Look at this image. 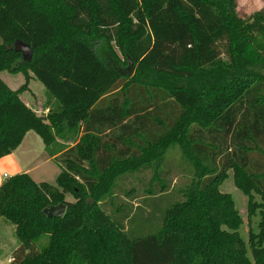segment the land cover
I'll list each match as a JSON object with an SVG mask.
<instances>
[{
    "label": "trees",
    "instance_id": "obj_1",
    "mask_svg": "<svg viewBox=\"0 0 264 264\" xmlns=\"http://www.w3.org/2000/svg\"><path fill=\"white\" fill-rule=\"evenodd\" d=\"M0 39V72L24 76L16 90L0 78V157L29 130L49 146L64 121L82 126L54 157L55 184L20 173L0 185V220L19 242L8 264H264V9L244 18L237 0H0ZM15 40L30 61L8 49ZM29 72L58 111L41 117L21 100ZM174 144L182 156L172 163ZM177 169L192 179L169 205ZM230 171L249 224L260 216L248 240L220 189ZM122 197L159 212L158 230L136 228ZM59 203L61 217L43 213Z\"/></svg>",
    "mask_w": 264,
    "mask_h": 264
},
{
    "label": "crops",
    "instance_id": "obj_2",
    "mask_svg": "<svg viewBox=\"0 0 264 264\" xmlns=\"http://www.w3.org/2000/svg\"><path fill=\"white\" fill-rule=\"evenodd\" d=\"M29 76L31 78L28 90L19 93L21 100L41 117L58 111L60 103L34 77L33 73L29 72ZM35 84L39 85L43 94L42 98H39L33 89ZM8 86L13 90L19 87L15 84ZM51 132L54 134V141L49 146L43 143L35 131L29 130L11 153L0 157V185L5 179L20 173H27L37 183L48 182L53 184L55 182L60 168L54 161V157L73 146L81 138L82 126L79 124L70 129L64 121L61 132L54 133V129H51ZM4 221L3 219L0 220V249H12L15 246V241L10 238L9 233L14 232V226L9 228ZM10 257L7 258V262Z\"/></svg>",
    "mask_w": 264,
    "mask_h": 264
},
{
    "label": "rangeland",
    "instance_id": "obj_3",
    "mask_svg": "<svg viewBox=\"0 0 264 264\" xmlns=\"http://www.w3.org/2000/svg\"><path fill=\"white\" fill-rule=\"evenodd\" d=\"M237 1H238V12L244 18L250 16L255 11L264 9V0H237ZM0 42H1V39H0ZM96 48H97L98 53L104 58V60L106 62L114 64L115 61L110 59L109 48L103 41H99L98 44L96 45ZM116 51L118 52V54L121 57H123L121 54V51L118 48H116ZM16 64L17 63L13 64L12 67H14ZM134 70H135V68H134ZM256 71L264 76V67L258 68ZM133 74H134V71L132 72V75ZM0 78L7 85L15 84L18 87V85L20 86L21 83L22 84L24 83V76L21 72L11 73L8 70H3L0 72ZM38 84H40V83L38 82ZM40 86H41V84H40ZM33 89L35 90V92L39 98L43 97V94H42V91H41L39 85H36V84L33 85ZM14 90H16V89H14ZM193 125L194 124H192V126ZM169 152H171L170 160L172 163H174L175 161H178V158L180 155L182 156L181 146L179 144L172 145V148L170 149ZM146 177L151 178L149 173L146 174ZM191 179H192L191 173L183 171L181 169H177L174 173V176L171 177V186H170L171 191H169L167 194V195H171V194H174V195L171 196L169 200L165 199L163 202H167L170 205L171 203H174L176 201L183 200V194L180 191H178V193H176L175 190L176 189H178V190L183 189L191 181ZM53 184H55V182H53ZM136 186L137 187L134 188L135 194L137 193L138 196L142 195L144 189H146V188L144 187L143 184L142 185L138 184ZM125 188H131V187L125 186ZM220 189H221V191H223L225 193H230L233 196V198L235 199L236 206H237V208H238V210H239V212L242 215L243 220H244V225L241 229V234L245 240H248L249 231L252 229H254L255 231L258 230L257 226H258V222L260 220L259 214H257L253 218H251V224H252V226H251L249 224V218L252 217L249 215V197L247 195H245L236 186V184L233 180V172L232 171L229 172L228 178L223 182ZM128 198H130V197H125V199H124V197H122L121 198L122 201H120V199H118V202L124 203L123 200H126V201L131 200V202L133 204V210L136 208L135 212H134L135 213V227L139 228L140 225L143 224V230L157 231L161 225L159 212L155 213L153 216L150 217L151 210L146 206V209L144 210L145 212L141 213L138 210L139 207H137L139 205L143 206V204L141 203V200H139V199H133L132 200V199H128ZM163 198H165V197H163ZM65 199L67 201H71V202L74 201V198L71 194H66ZM256 200H258V202H259V197H256ZM165 205L166 204L164 203L163 207L160 206V207H162L161 209L166 208ZM106 210L110 211L109 208H106ZM5 223L7 224V226H9V228L13 227V225H11L10 223H7V222H5ZM130 229H132V226H130ZM9 236H10V238H12L15 241V246L17 247L19 242H18L17 238L15 237L14 232L12 231V233H9ZM47 239H48L47 236H42L37 241H35L34 242L35 249L40 250L44 245H46ZM15 246L12 249H6V248L0 249V264H8L9 263V261L7 262V258L12 255L13 250L16 248Z\"/></svg>",
    "mask_w": 264,
    "mask_h": 264
},
{
    "label": "water",
    "instance_id": "obj_4",
    "mask_svg": "<svg viewBox=\"0 0 264 264\" xmlns=\"http://www.w3.org/2000/svg\"><path fill=\"white\" fill-rule=\"evenodd\" d=\"M13 48L16 52H20L22 55V61H30L32 56V50L30 46L26 43H24L21 40H15V42L8 46V49ZM130 63L132 64V60H130ZM65 205L62 203H59L57 205L49 206L43 209V213L46 216L52 217H61L64 213Z\"/></svg>",
    "mask_w": 264,
    "mask_h": 264
}]
</instances>
